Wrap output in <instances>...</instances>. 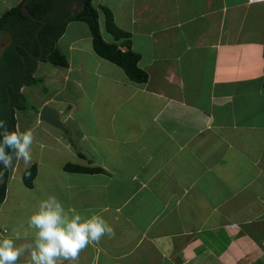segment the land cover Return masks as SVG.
Segmentation results:
<instances>
[{
	"label": "crops",
	"instance_id": "obj_1",
	"mask_svg": "<svg viewBox=\"0 0 264 264\" xmlns=\"http://www.w3.org/2000/svg\"><path fill=\"white\" fill-rule=\"evenodd\" d=\"M22 1L0 0V17ZM93 4L129 34L105 40L100 24L104 40L130 42L148 81L98 56L90 30L60 50L68 67L49 72L40 109L64 129L41 110L28 122L32 160L8 168L0 238L31 242L29 217L52 195L114 228L78 264H264V0Z\"/></svg>",
	"mask_w": 264,
	"mask_h": 264
},
{
	"label": "trees",
	"instance_id": "obj_2",
	"mask_svg": "<svg viewBox=\"0 0 264 264\" xmlns=\"http://www.w3.org/2000/svg\"><path fill=\"white\" fill-rule=\"evenodd\" d=\"M74 1L62 0V6L55 0H31L27 4L32 16L45 21L39 32L40 40L36 37V30L42 26V23L23 14L21 8L24 0L0 17V33L7 31L14 37V43L0 59V120L5 122L8 130H14L12 125L16 124V110L22 112L25 110L26 97L21 90L27 86L37 85L35 82L38 79L35 74L39 62L48 61L59 68L68 67L67 58L56 45L71 22H84L88 25L93 48L98 56L120 66L132 81L137 83L148 81V74L139 68L140 57L131 50L130 42L123 43L128 47L127 51H123L116 43H108L104 40L100 28V11L94 6L93 0H77L79 9L70 15L69 7ZM101 10L109 34L116 40L129 37L128 33L116 25L114 16L108 8L101 7ZM41 53L42 57L38 60ZM68 168L80 169L71 166ZM8 175V168L3 169V165L0 164V205L6 197ZM36 175V165L25 171L23 181L27 187L34 186Z\"/></svg>",
	"mask_w": 264,
	"mask_h": 264
},
{
	"label": "clouds",
	"instance_id": "obj_3",
	"mask_svg": "<svg viewBox=\"0 0 264 264\" xmlns=\"http://www.w3.org/2000/svg\"><path fill=\"white\" fill-rule=\"evenodd\" d=\"M24 89V88H23ZM0 164L3 169L13 161L32 160L33 129L21 131L17 126L8 130L0 120ZM10 150V151H9ZM28 228L33 230L31 242L20 243V236L0 238V264H17L29 254V264H78L80 253L91 244H99L103 237L115 238L114 228L101 214L84 216L76 208L66 209L55 196L42 200L29 217Z\"/></svg>",
	"mask_w": 264,
	"mask_h": 264
},
{
	"label": "rangeland",
	"instance_id": "obj_4",
	"mask_svg": "<svg viewBox=\"0 0 264 264\" xmlns=\"http://www.w3.org/2000/svg\"><path fill=\"white\" fill-rule=\"evenodd\" d=\"M13 2L14 0H10ZM58 4L61 3L62 0H55ZM59 5H63L62 3ZM79 7L77 6V0L74 1L69 7V14L72 15L75 11H77ZM100 24L102 25L103 36L105 40L111 36L107 33L105 29V23L103 21L102 16H100ZM81 36H89V27L84 22H71L69 27L67 28L65 35L58 40L57 48L62 52L68 53V45L70 42L78 37ZM89 41V40H87ZM14 43V37L11 33L4 31L0 33V59L2 58L3 54L6 50ZM92 43V42H91ZM56 70H61V68L52 65L48 61L39 62L37 73L35 74L36 78L38 79L35 82L37 85L34 86H27L22 89V93H24L26 97L25 102V110L24 112L16 110L15 112V120L16 124L21 131H25L29 127V121L35 116V113L40 111V107L43 104L44 99L47 96H52L55 91H53L54 85L52 87L49 85V82H53L49 80V72H53ZM33 83V84H35ZM59 88V82L56 84ZM35 112V113H34ZM3 180V179H2Z\"/></svg>",
	"mask_w": 264,
	"mask_h": 264
},
{
	"label": "water",
	"instance_id": "obj_5",
	"mask_svg": "<svg viewBox=\"0 0 264 264\" xmlns=\"http://www.w3.org/2000/svg\"><path fill=\"white\" fill-rule=\"evenodd\" d=\"M30 1L31 0H24V2L22 3L21 10H22V12H23V14L25 16L32 18L34 21H40L42 23V26L36 30V37L39 39V32L43 28V26L45 25V21L36 19L29 12V10L27 9V4ZM42 50H43V48L41 47V51ZM41 57H42V53H41V55L37 59L40 60ZM39 117H40V120L41 121H43V122H45V123H47V124H49V125H51V126H53L55 128H58L60 130H63L64 129V126L61 123L60 119L55 115V113L50 108H48V106H44L42 108V110L40 111ZM12 127H13V129H15L16 128V124H13Z\"/></svg>",
	"mask_w": 264,
	"mask_h": 264
}]
</instances>
